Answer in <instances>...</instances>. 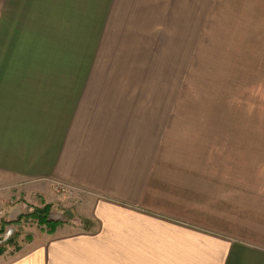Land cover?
<instances>
[{"label": "crops", "instance_id": "crops-1", "mask_svg": "<svg viewBox=\"0 0 264 264\" xmlns=\"http://www.w3.org/2000/svg\"><path fill=\"white\" fill-rule=\"evenodd\" d=\"M150 2L190 49L208 19L249 23L253 50L238 59H264V0ZM72 17V3L0 0V215L84 201L0 264H264V133H247L231 170L208 169L205 141L176 140L175 106L156 92L87 90L98 81L78 73Z\"/></svg>", "mask_w": 264, "mask_h": 264}, {"label": "rangeland", "instance_id": "rangeland-1", "mask_svg": "<svg viewBox=\"0 0 264 264\" xmlns=\"http://www.w3.org/2000/svg\"><path fill=\"white\" fill-rule=\"evenodd\" d=\"M50 1L62 11L73 5L78 73L88 75L86 81L90 76L98 81L92 88L85 82L83 89L156 92L159 105L175 106L176 140L205 141L198 144L204 145L201 154L205 152L208 169L212 160L231 170L234 149L240 148L247 133H264V66L259 65L264 59H238L252 47L249 23L236 28L231 20L227 25L223 19H208L201 42L190 49L194 36L183 34L180 20L165 17L164 9L152 7L156 3L151 0ZM52 8L47 3L46 11ZM68 23L63 17L64 42L70 36ZM235 123L255 130H233ZM64 198L65 203L30 202L18 221L0 215V255L19 251L40 231L52 233L58 224L32 216L37 209L46 208L62 223L75 219L84 201L77 193H66Z\"/></svg>", "mask_w": 264, "mask_h": 264}, {"label": "trees", "instance_id": "trees-1", "mask_svg": "<svg viewBox=\"0 0 264 264\" xmlns=\"http://www.w3.org/2000/svg\"><path fill=\"white\" fill-rule=\"evenodd\" d=\"M40 211L43 213V214H41L40 213ZM32 216H40V217H38L39 218V220L41 221V222H44V223H46V224H54V225H56V224H60V223H62V221H60V220H54V219H52V216H51V214L50 213H48V210L46 209V208H42V209H37L33 214H32ZM18 221V220H17Z\"/></svg>", "mask_w": 264, "mask_h": 264}]
</instances>
